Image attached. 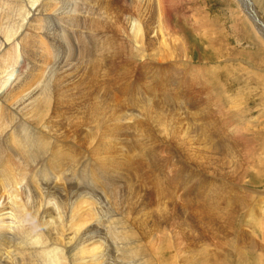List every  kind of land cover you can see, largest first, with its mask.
I'll list each match as a JSON object with an SVG mask.
<instances>
[{"label": "rangeland", "instance_id": "374dc122", "mask_svg": "<svg viewBox=\"0 0 264 264\" xmlns=\"http://www.w3.org/2000/svg\"><path fill=\"white\" fill-rule=\"evenodd\" d=\"M54 1L39 0L46 4L49 2L50 5L40 21L52 18L54 21H49V28L56 25L59 19L52 14L53 9L63 7L66 14L60 19L65 24L56 26L57 29L62 27L61 30L65 25L69 28V37L75 42V49L73 45L71 48L66 44L63 46L60 34L52 30L55 32L53 39L49 38L44 43L37 38L40 53L37 54L36 62L39 65L44 63L43 66H52L53 70L59 68L57 74L52 72L55 73L51 80L57 78V84L53 87L61 84L59 94L64 99L76 100L89 95L93 102L100 104L101 111L94 113L89 107H79L68 114V117L78 118L77 123L58 117L52 123L45 122V126L50 128L49 131H55L64 152L69 151L68 147L73 150V157H79L75 160L78 164L90 163L97 155L105 160L109 158L103 164L107 172L104 176L101 175L102 179H95L97 183L88 182L90 190L100 189L94 199L102 202L105 194L111 200L114 199L119 192L114 187L115 193H112L114 189L107 185L111 182L118 189L122 186L131 189L128 196L143 198L146 203L152 204L136 205L137 209H150L138 213L139 221H155L154 233L158 236L153 238L149 256L155 264H182L181 261L187 258L185 250L194 251L197 247L196 206H205L213 197L214 185L205 184L203 179L209 178L207 173L216 171L219 165L223 186H240L244 198L248 197L244 191L250 192V206L241 199L237 200L243 207L230 215L238 222L232 226V230L227 227V218L224 217L226 209H222L221 237L223 241L228 237L232 238L231 245L235 251L230 262L248 264L246 259H250L249 264H262L255 253H259L256 248L264 251V0H251L257 11L250 10L245 0H172L173 9H170L169 14L165 0H66L58 5H54ZM248 13L260 30L259 40L252 33L250 20L246 17ZM81 18H85L86 28L82 29L79 25ZM104 21H108L105 45L111 49L108 60L114 58L118 66L109 75L106 71L102 73V76H107H103L104 82L100 77V70L95 74L98 82L94 84L91 67L94 61L89 62L86 59L84 63L81 62L75 51L92 48L93 60L98 61L95 55L99 47H93L95 41L90 30ZM41 22H38V26L45 29ZM35 33L37 37L42 35L40 32ZM78 33L87 40L81 39ZM100 37L101 34H98L100 52H103L104 41ZM88 40L90 42H79ZM49 43L51 46L53 43V50H49ZM6 45L1 46L4 51L9 48ZM16 47L18 46L14 47L13 57L16 64H11L14 72L23 63ZM183 47L186 49L184 61ZM142 56L145 57L140 59ZM46 69L47 67L41 68L33 73L41 76ZM10 70L11 68L8 71ZM145 71L148 72V77H142V74L147 75ZM134 76L136 89L132 93L130 89L134 87V83H131ZM100 84L105 90H101ZM105 100L106 104L102 105ZM222 104L226 110L232 108V116L229 113H217L218 106ZM234 105H238L237 109ZM82 112L87 116L83 118ZM98 120L100 124H97ZM132 120L135 121V127L129 124ZM145 121H150V129L146 127ZM230 122L237 125L239 137L232 132ZM41 129L44 130L42 127ZM218 131L226 140L231 133V148L238 150L233 153V158L222 156L218 161L214 154L212 143H219L216 140ZM94 133L99 137H94ZM126 133L128 140L134 136L132 142L136 153L140 154L139 160L133 157L129 147L126 149ZM99 138L97 145L94 142L89 147L92 141ZM226 146L224 143L223 147ZM7 152L9 155L10 151ZM11 154L10 152V160ZM241 161L247 171L244 185L248 187L242 186L241 177L244 171L236 170L231 165ZM95 162L98 167L99 163L96 160ZM10 163L16 170L18 162ZM134 163L139 164V174L136 173ZM107 165L116 167V170L106 167ZM166 165L170 171L164 176L161 172ZM17 170L24 169L19 165ZM32 175V169L26 168L24 176L28 179L22 184L24 193L33 191L34 184L29 179ZM64 182L63 179L58 181L61 185ZM199 187L202 191L198 190ZM230 189V186H224V193ZM184 191L190 192V196L183 195ZM90 207L94 206L88 199L82 198L78 203L76 208L79 224L88 222L86 219ZM101 209L95 210L93 214L98 215ZM101 216L97 228L107 242L110 240L108 243L113 246V252L117 253L114 243L117 237L112 235L111 228L114 219H117L116 223L119 219L116 218L117 215L113 217L111 212ZM94 224L88 222L83 227L91 228ZM214 229L215 216H212L209 228L200 232L202 241L210 248L209 253H199L194 263L214 264V251L211 252L213 240L209 239L213 236L215 242ZM38 230H43L41 232L47 237L42 226ZM117 243L121 245L119 239ZM253 246L256 248L253 249ZM34 247L24 249V254L28 255L29 249H36ZM17 248L16 245L14 248L4 249L0 245V257L5 252L7 256L13 255L18 261L24 260L22 256H16ZM42 249L43 245L41 251ZM80 249L84 251L83 247ZM57 250L54 251L52 259L64 251L62 248ZM250 253L253 254L247 258ZM261 254L264 263V252ZM26 259L29 260V256ZM28 260L24 261L25 264ZM3 263L4 258L1 257L0 264Z\"/></svg>", "mask_w": 264, "mask_h": 264}, {"label": "bare ground", "instance_id": "6f19581e", "mask_svg": "<svg viewBox=\"0 0 264 264\" xmlns=\"http://www.w3.org/2000/svg\"><path fill=\"white\" fill-rule=\"evenodd\" d=\"M64 1L66 0H55L53 4L58 5ZM245 1L248 6H250V10L257 11L254 7L255 5L253 6V4H251V0ZM37 2H39V0H0V47H5L6 44V46H9L6 51H4V48L2 47L0 48V245L4 249H7L8 247L14 248L17 245L18 250L16 256H22L24 259L18 261V259H16L13 255L8 254L7 256L6 253L3 252V255L1 256L4 258L3 264H25L24 261L28 260L26 259L27 256H29V262L27 264H155L153 263V259L149 256L152 252L151 248L153 245V238L158 236L154 233L155 221H139L137 219L138 213L141 211H147L149 208L146 210L137 209L138 206L136 207V205L150 206L152 204L146 203L143 198H132L128 196L127 194H129L131 189L124 186H122L121 189H118L117 186L111 182L106 184L110 187V189H114V187H116L119 192L118 195L111 200L105 194V199H103L104 201L100 202L95 200L94 198L98 196H96L97 191L100 189L90 190L88 188L90 183L88 182L95 181V179H102L101 175L104 176L107 172L103 164L107 162L109 158H106L105 160L101 155H97L96 159H93L90 163L78 164L75 160L79 157H73V150L68 147L69 151L64 149L65 151H68L64 152L63 147L60 145L62 142H59L56 133H54L55 131H49L50 128L47 125L45 126V122L49 121L52 123L53 119L57 120L58 117H64L68 121L72 120V122L77 123L78 118L68 117V114L70 111L79 107H89L94 113H98V110H101L99 108L100 104L93 102V99L90 98L89 95H85L76 100L72 97V100L69 98L64 99V97L59 94V90L62 88L61 84L60 86L53 87L57 84V78L53 81L51 80L54 73L56 72L57 74L58 67L54 65L57 68L56 70H53L52 66H43L44 63L39 65V63L36 62L37 54L40 53V47L38 45V39L35 32H40L41 34L45 33V36H47L48 39H53L52 37L55 33L52 31L54 29L52 27L49 28L48 24L49 21L53 22L54 19L47 18V21H40V17H44L43 14H46L44 12H47L50 8V5L48 4L49 2L47 4L46 2H39L37 4ZM165 2L167 3L169 10L173 9V5H171L172 0H165ZM53 11L54 12H52V14L55 15L56 19H59L56 25L60 26L61 23H64V21L60 18L63 14H66V11L63 7L58 10L53 9ZM170 12L171 10L168 14ZM246 17L250 20V27L253 30L252 33H254L255 38L259 40L261 37L259 36L260 34L258 31L260 30L258 29V26L255 22L253 23V20L250 18L252 17L250 13H248ZM37 21L43 23L45 25V29L38 26ZM79 25L82 29L86 28L85 18H81ZM61 28L62 27L59 29ZM107 28L108 21H104L98 26L93 27V30H90L92 32L91 36L95 41L93 42L95 44L93 47H99L97 55H95V58L98 61L93 60L92 48L75 51L77 58L81 62L84 63L86 59L89 62L94 61L91 66L93 68L92 81L94 84H97L98 82L97 75H95L96 73L102 70L100 77L104 82L103 76H106V74L102 76V73L106 71L108 72L107 75H109L110 71H115L118 66V63L114 62V58L108 60V56L111 54V49L105 45ZM63 30V33H59L62 45L65 46L66 44L71 48L72 45L74 46L75 44V42L69 37V33L71 32L66 25L63 26ZM78 34L80 37V33ZM98 34H101L100 38L104 41L103 52H100L101 44L97 39ZM89 40L79 42H90ZM15 42H17V44H14ZM15 46H18L16 49H19L23 63L20 64L19 67L15 68L14 72L11 67L13 65L11 64L15 62V59L13 58ZM52 47L54 48L53 43ZM57 51L59 50L57 49ZM140 53L143 52L140 50ZM144 57L145 56H142L140 59ZM185 57L186 49L183 47L182 61L186 60ZM46 63L47 62L45 61V64ZM46 67L47 69L42 72L41 76L39 75L40 78H38L39 76L37 73H33V71ZM10 68L11 70L8 71ZM53 71L55 72L52 73ZM64 71L67 70L65 69ZM89 71L90 69H88V72ZM138 73L140 76V72ZM143 76L148 77V72L147 75L142 74V77ZM37 78L38 80H36ZM100 86L101 90H105L103 85L100 84ZM120 93L124 96L126 95L123 92ZM106 102L107 101L105 100L102 105L106 104ZM237 106L235 109H237ZM217 109V113L219 115L229 113L230 116H232L231 107L226 110L224 104H222L219 105ZM81 116L84 118L87 115L85 112H82ZM97 124H100L99 120ZM129 124L132 127H135V121L132 120ZM149 125L150 121H147L146 127L148 129L151 128ZM41 127L44 130H42ZM230 127L232 132L238 136L239 130L237 129V125L230 122ZM113 130H115V128ZM96 133H94L93 136L99 137ZM112 134L114 133L112 132ZM113 137L115 136L113 135ZM126 137V149L129 147L133 157L139 160L138 157L140 154L136 153L137 151L132 142L134 136L128 140L126 133ZM99 140L100 138L92 141L89 147H91L94 142L97 145ZM216 140L222 144H216L214 141L212 143L213 151L217 156L218 161H220L222 156L233 158V153L238 152L237 149L231 148V133L230 138L226 140L218 131ZM224 143L227 145L226 147H223ZM107 144L108 142L106 143V146H108ZM7 151L12 153L11 160L9 158L10 152L9 155H7ZM107 154H109V152H107ZM95 160L99 163L98 167L96 166ZM11 161H17L18 167L17 165L15 166V164L14 166L18 169L20 165L24 170H14L11 166ZM152 163L153 162H151V164ZM231 165L236 170L244 171L241 177L242 186L248 187L247 185H244L247 171L242 161L231 163ZM106 167L109 166L107 165ZM26 168L32 169L33 173L32 177L29 179L30 182L34 184V188L31 185L33 191L29 193H24L22 188V184L28 179L24 176ZM91 168L93 170L89 171ZM109 168L116 170V167L114 166H110ZM219 169L220 166L218 165L216 171L212 170L207 173L209 178L203 179L205 184L210 183L214 185L213 197L205 206H196V221L198 223L197 247L194 251L190 249L185 250L187 258L181 261L182 264L194 263L197 256L202 251L209 253L210 248L204 243V241H202L200 232L209 228V222L212 216H215V242L213 236L209 239L213 240L211 252L214 251V264H231V258L235 256L234 248L231 245V242H233L232 238L228 237L223 241L221 237L220 219L222 209H226L224 217L227 218V227L232 230V226L238 222L230 215L233 211H238L243 207L237 200L241 199L244 203L250 206V198L248 199L250 192L244 191L248 196L247 198H244L242 197L243 192L240 186L237 187L225 184L224 186L226 188H229L230 186L231 189L224 193L223 182L220 181L221 172ZM158 174L159 173H157V175ZM61 179L65 181L64 185L58 183ZM18 186L20 188H18ZM25 189L27 191V188ZM198 190L202 191V188L199 187ZM112 193H115V189ZM82 198L88 199L94 206L88 209V219H86L88 222H91V224L95 223L91 228L83 227L88 222H84V225H81L79 224L80 221L77 220L78 210L76 207ZM99 209H101L99 214L94 215L93 212ZM109 212L113 214V217H115L114 215H117L116 218L118 217L119 219L118 223H116L117 219H114L115 221L112 220L114 223L111 228L112 235L117 237L114 242L117 247V253L113 252V246L108 243L110 240L107 242L97 228L99 217L101 215L103 216L104 213L108 214ZM102 219L104 220V218ZM39 226H42L46 231L47 237H44V232H41L43 230H38ZM157 233L159 234L158 231ZM118 239L121 245L117 243ZM42 245L43 249L41 251ZM34 246L36 249L31 250L30 248L28 255L24 254V249ZM82 247L84 248V251L83 249H80ZM60 248L64 251L57 255L56 258L52 259L54 256L53 254L55 253L54 251ZM254 248H256V246H253V249ZM256 249L259 251V253H255L256 258L259 262L264 264L262 261L263 255L261 254L264 252L263 249ZM252 254L253 253H250L247 258H249ZM249 261L250 259H246L248 264Z\"/></svg>", "mask_w": 264, "mask_h": 264}]
</instances>
